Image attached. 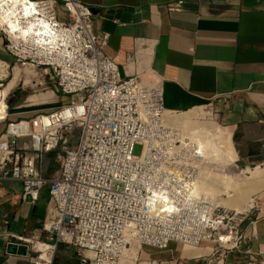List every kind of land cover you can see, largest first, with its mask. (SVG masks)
<instances>
[{
    "label": "built area",
    "instance_id": "obj_1",
    "mask_svg": "<svg viewBox=\"0 0 264 264\" xmlns=\"http://www.w3.org/2000/svg\"><path fill=\"white\" fill-rule=\"evenodd\" d=\"M38 2L50 8L55 41L13 42L1 31L5 48L16 63L50 75L69 102L9 122L0 136V182H21L20 199L31 204L44 187L49 193L42 240L7 234L10 244L27 247L15 256L44 264L36 245L54 254L64 244L76 249L81 264H120L143 247L165 250L174 242L213 244L210 256L221 258L240 248L245 236L236 224L246 214L220 206L218 196L207 193L209 186L216 190L220 173L231 175L234 163L221 165L218 149L207 146L208 137L216 140L215 130L168 121L166 113L175 112L164 106L162 85L148 78V70L122 76L105 51L108 34L93 30L86 4ZM46 154L59 161L50 178L41 168Z\"/></svg>",
    "mask_w": 264,
    "mask_h": 264
},
{
    "label": "crops",
    "instance_id": "obj_2",
    "mask_svg": "<svg viewBox=\"0 0 264 264\" xmlns=\"http://www.w3.org/2000/svg\"><path fill=\"white\" fill-rule=\"evenodd\" d=\"M80 1L92 11L93 30L108 34L105 51L122 76L148 70L162 85L164 106L169 111L185 112L215 104L220 122L234 136L244 139L236 153V163L246 168L264 166V0ZM63 16L65 12L61 11ZM0 61L6 68L16 63L5 48L1 31ZM16 69L20 74L10 91L24 73H29L28 69L15 67L7 87ZM51 93L29 97L27 106L49 102L54 98ZM3 99L0 102H5ZM5 106L7 109L6 102ZM6 114V120H0V136L9 122L32 118L20 116L27 113L5 110L0 119ZM254 129L261 135H245ZM52 157L46 154L42 160L46 177ZM22 187L15 180L0 182V264H28L24 258L8 253L7 234L44 238L48 187L40 191L34 204L20 199ZM241 231L244 243L229 253L226 264L241 262L250 254L264 259V205L255 219H244ZM204 249H185L175 242L165 250L143 247L140 257L145 262L136 258V264H217L202 257L210 254H205ZM54 264L81 263L75 248L60 244Z\"/></svg>",
    "mask_w": 264,
    "mask_h": 264
},
{
    "label": "bare ground",
    "instance_id": "obj_3",
    "mask_svg": "<svg viewBox=\"0 0 264 264\" xmlns=\"http://www.w3.org/2000/svg\"><path fill=\"white\" fill-rule=\"evenodd\" d=\"M49 9V7H45V5L34 0H0V27L3 28L2 31H4L13 42L25 40L36 42L40 46L52 44V42L55 41V29L53 27V21L51 20L50 14L51 11ZM19 74L20 71L16 69L14 79L10 82L7 89H4L5 91L3 93L1 92L0 98L2 97L5 99L7 91L13 86L15 79ZM45 103L47 102H44V104ZM201 109L202 107L185 112H168L166 113L165 118L177 126L185 128V126L188 125V129L194 128L207 132L214 129L215 132L213 137L216 135V140L208 137L207 146L216 147L218 149V158H224L229 153L227 152L229 151L228 149H230L228 146H231L232 144L229 138L219 131V125H217V123L214 124L210 121H206V119H202L201 122L197 120V118L199 119L201 116L203 118L205 115ZM5 110V102L2 101L0 102V115L4 114ZM222 144L225 148H222ZM248 174L249 176L247 179L243 180V187H241L239 191H234L233 187L229 186L228 182L232 177H227L228 174L227 176L225 175L226 177H223L225 179L223 182H220V179L217 176L216 190H213L209 186L207 188V193L216 194L220 206H225L226 203V199L222 198L223 196L234 201H242V204L244 202V205L240 210H242V212L247 211L254 205V196L264 192V168L257 166L249 171ZM245 182L247 183L245 184ZM235 210L241 212L239 209ZM36 249L41 252L40 261L44 262V264L51 262L53 249L40 244L36 245ZM46 249H51V251L42 253V251ZM209 250H212V248L204 249V253H209ZM136 258L137 257L133 256L129 259H124L120 264L126 260L128 261L127 263L125 262L126 264H136Z\"/></svg>",
    "mask_w": 264,
    "mask_h": 264
},
{
    "label": "rangeland",
    "instance_id": "obj_4",
    "mask_svg": "<svg viewBox=\"0 0 264 264\" xmlns=\"http://www.w3.org/2000/svg\"><path fill=\"white\" fill-rule=\"evenodd\" d=\"M38 1V0H37ZM59 9V15L61 10L60 5L57 6ZM60 19H62L60 17ZM66 17L63 16L62 20H65ZM0 27V31L3 30V28ZM0 63H2L0 65V92L4 91V89L7 87V84L9 83V81L12 79L13 77V70L15 67H20L22 70L28 69L29 73L28 74H23V77L20 79V81L17 83V85L10 91L9 93L6 95L5 97V102L6 105L8 107V109H6L7 112L9 113H16V112H20V113H27L25 115H20V116H27V117H33L34 115L40 113V112H51L54 109H57L58 107H61L64 104H67L69 102V98L68 97H64L62 96L57 89H55L54 87V82L52 80V78L50 77V75H46L44 73V70L41 69H36L33 67H28L25 65H22L21 63H12L9 64L8 67L6 68V64H4L2 61H0ZM149 76L148 78L153 79L154 81H156V79L150 72H148ZM6 75V77H5ZM49 88V89H48ZM52 89L54 90V98L52 100H50L49 102H47V104H38V105H30L27 106V99L33 95H39V94H44L47 93L48 91H52ZM52 94V93H51ZM201 109V111L205 114L204 117L202 118L199 117V119L197 118L198 121L201 122L202 119H206V121H210L212 123H217L218 129L222 134H225V136L227 138H229L230 142H231V146L229 145L228 147H230V149H228L229 152L228 155H226L224 158H219L220 163H224V164H228L230 162H233V166H232V170H231V175H226L223 173H220L218 175L220 182L223 180H225L223 177H232L229 179V186L233 187L234 191H239L241 189V187H243V180L247 179V177L249 176L248 172L251 171L252 169H254L256 166L255 165H250L249 167H243L241 164L236 163V159H237V151L239 149V145H242V141H244V139L240 136L236 137L231 133V129L225 125H223L220 120L218 119V112L216 109V105L212 104V103H208L205 104ZM39 110V111H38ZM38 111L37 113L34 114V112ZM185 128H189L188 125L185 126ZM245 135H249L250 137H255V136H259L260 131L258 129H254V131L252 130L251 132H249L248 134L245 133ZM244 135V136H245ZM76 138V137H75ZM75 138L72 140V143L75 142ZM217 146V145H216ZM222 148H225L222 144ZM135 154L139 155L140 154V148H136L135 149ZM231 154V155H230ZM219 157V156H218ZM42 169L45 168L44 164L41 163ZM264 168V166L262 167ZM59 169V161L57 159V155L53 154L52 157V161L48 164V173H47V177L50 178L53 173L55 171H57ZM47 170V168L45 169ZM247 172V173H246ZM242 174V175H241ZM50 175V176H49ZM224 175V176H223ZM226 175V176H225ZM234 180V181H233ZM241 183V184H240ZM247 182H245L246 184ZM222 198L226 199V203L225 206L223 205L222 207L226 208V209H230V210H234L235 209H242L244 202L242 204V201H234L231 199H228L226 196H223ZM264 205V192L260 193V194H256L254 196V205L253 207L249 208L247 211L242 212V210H240L241 212H238L239 214H246V216H244L245 218L248 216H251L252 219H255L256 216L258 215V209L260 207H262ZM241 228H242V224H236V230H240V234H241ZM182 246V245H181ZM183 247V246H182ZM214 245L213 244H208L205 248H213ZM185 249L189 247H184ZM233 250H238V249H233ZM232 250V251H233ZM46 251H51V249H46L44 251H42V253H45ZM53 251V250H52ZM57 251V249H56ZM56 251L53 254V259H52V264H54V260H55V256H56ZM232 251H227L228 253L225 254V257L221 258L218 255H212L210 256V252L211 250H209L208 252L210 253L209 255H203L202 257L208 259V260H213V262L215 261L217 264H226V257L229 255V253H231ZM141 253V252H140ZM140 253L135 255V257L138 258V260H142L140 257ZM221 260H223V262H221ZM126 263L128 262L127 260L125 261ZM125 262H122L121 264H126ZM142 262H145L144 260H142ZM214 262V263H215ZM232 264H264V259L263 258H259L257 256H254L252 254H250V256H248L247 258H244L241 262L238 263H233Z\"/></svg>",
    "mask_w": 264,
    "mask_h": 264
},
{
    "label": "water",
    "instance_id": "obj_5",
    "mask_svg": "<svg viewBox=\"0 0 264 264\" xmlns=\"http://www.w3.org/2000/svg\"><path fill=\"white\" fill-rule=\"evenodd\" d=\"M27 252L26 246H17L16 244H9L8 253L12 255H25Z\"/></svg>",
    "mask_w": 264,
    "mask_h": 264
}]
</instances>
